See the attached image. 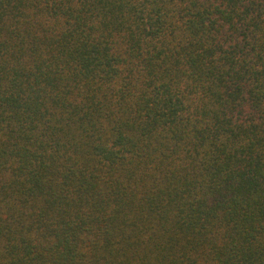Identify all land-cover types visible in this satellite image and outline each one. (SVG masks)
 I'll use <instances>...</instances> for the list:
<instances>
[{
  "label": "trees",
  "instance_id": "obj_1",
  "mask_svg": "<svg viewBox=\"0 0 264 264\" xmlns=\"http://www.w3.org/2000/svg\"><path fill=\"white\" fill-rule=\"evenodd\" d=\"M0 264H264V0H0Z\"/></svg>",
  "mask_w": 264,
  "mask_h": 264
}]
</instances>
